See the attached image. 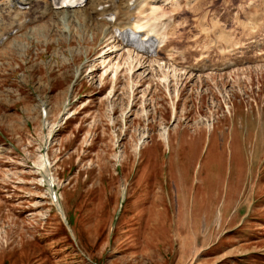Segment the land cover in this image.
Masks as SVG:
<instances>
[{
	"label": "rangeland",
	"instance_id": "obj_1",
	"mask_svg": "<svg viewBox=\"0 0 264 264\" xmlns=\"http://www.w3.org/2000/svg\"><path fill=\"white\" fill-rule=\"evenodd\" d=\"M187 2L151 65L67 10L0 44V264H264V0Z\"/></svg>",
	"mask_w": 264,
	"mask_h": 264
},
{
	"label": "bare ground",
	"instance_id": "obj_2",
	"mask_svg": "<svg viewBox=\"0 0 264 264\" xmlns=\"http://www.w3.org/2000/svg\"><path fill=\"white\" fill-rule=\"evenodd\" d=\"M159 1L160 0H141L140 2L137 3L136 6H134V8H132L127 2L124 3L126 4L125 6L119 0H107L105 2H103L102 0H86L84 8L81 10L65 11V12L62 11V13L61 12L56 13V14H59V16L57 17V21L60 24L62 23L64 24L65 22L68 21V19L71 20V18L74 17L73 21L77 22L78 19L75 17V14H77V17L79 16V18H82L84 21H88V22H92L94 18L95 19L100 18L101 21L95 23L96 28L98 27L100 29H103L105 26L108 25V27L105 29L104 36L109 35V33L107 32L108 29L111 30L110 31L111 33H114L116 28L118 27L124 28L125 26H128L129 23L132 21V25H130V28L128 30H132L133 32L140 34L141 40H147L151 37L155 38L164 29L163 25H160V26L150 25V27L146 29L152 20L157 22V19L161 18V16L158 17V13L156 14L154 13L156 11V5ZM187 1L188 0H184L185 3ZM161 4L167 7L169 6V0H161ZM183 5L187 6L188 2ZM24 6L28 7V10L21 15L17 11H20V7H24ZM144 7H148L147 9H149L151 13L150 14L148 13V15H146L145 17H142V19L137 18L136 20L133 21V19L131 18L132 16L131 11H133V9H136L138 13L141 15L145 12ZM51 9H52V6L50 4L47 5L44 3L41 6L39 0H6L4 4L0 5V30L3 32V33L0 32V42L3 40L4 37H8L9 34L12 33L13 31L19 32L21 29L26 28L28 25L41 22L46 16V14ZM17 15H18V18H17ZM107 15H113L114 21H107L106 19H104ZM161 15H163V13ZM20 18H22V21L19 22ZM103 21L104 22L107 21L108 22L107 25ZM156 22L154 23L152 21L153 24H156ZM4 29L7 30L6 33H4ZM123 30H126V28ZM174 35L175 34H173L172 31L168 32L167 33L168 37H167V40L164 41V46L160 45L161 44L160 42L157 46L156 51L169 52V46L167 45L172 44V42L174 41ZM127 52H128L127 62L129 61L133 64L134 62L138 64L142 60V61L149 63V65H151V64L159 63L158 61L160 60L158 59V54L153 55V57H151L150 55L149 57L147 55L149 57L147 58L143 55L144 53L141 54L140 52H137V51L136 53H134V52H131L130 50H128ZM169 53L165 55L168 56L170 59H172L171 54ZM165 63L166 61L163 64ZM206 64H207V60H205V64L201 61V63L197 67H195L193 71L201 72V71H204L205 69H208L209 66ZM156 66L158 67V69H160L161 67V65H158V64ZM130 67H132L131 64H129V68ZM154 70L156 71V69ZM171 72L175 73L174 70ZM161 137H164L166 141L167 139L166 134L164 136L161 135ZM47 162L48 161H46L43 158L42 163H41V165L43 164L41 168V175L43 174V176L47 172V168H48ZM167 193L169 194V191H167ZM167 206L169 207L170 204H167Z\"/></svg>",
	"mask_w": 264,
	"mask_h": 264
}]
</instances>
